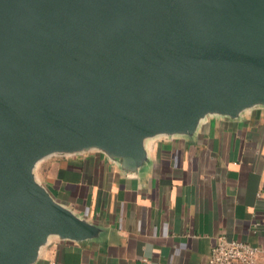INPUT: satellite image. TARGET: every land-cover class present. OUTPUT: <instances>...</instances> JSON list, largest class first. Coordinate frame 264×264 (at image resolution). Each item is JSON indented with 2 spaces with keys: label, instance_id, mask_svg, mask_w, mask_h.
Wrapping results in <instances>:
<instances>
[{
  "label": "water",
  "instance_id": "95a60500",
  "mask_svg": "<svg viewBox=\"0 0 264 264\" xmlns=\"http://www.w3.org/2000/svg\"><path fill=\"white\" fill-rule=\"evenodd\" d=\"M260 107L264 0H0V264L100 233L35 180L43 160L136 174L148 140Z\"/></svg>",
  "mask_w": 264,
  "mask_h": 264
},
{
  "label": "crops",
  "instance_id": "0c3cea01",
  "mask_svg": "<svg viewBox=\"0 0 264 264\" xmlns=\"http://www.w3.org/2000/svg\"><path fill=\"white\" fill-rule=\"evenodd\" d=\"M145 146L136 174L95 150L40 163L38 179L100 233L51 240L36 264H207L219 236L256 247L264 264V107Z\"/></svg>",
  "mask_w": 264,
  "mask_h": 264
},
{
  "label": "built area",
  "instance_id": "2783aa9c",
  "mask_svg": "<svg viewBox=\"0 0 264 264\" xmlns=\"http://www.w3.org/2000/svg\"><path fill=\"white\" fill-rule=\"evenodd\" d=\"M207 264H259V250L219 236L210 251Z\"/></svg>",
  "mask_w": 264,
  "mask_h": 264
},
{
  "label": "rangeland",
  "instance_id": "374dc122",
  "mask_svg": "<svg viewBox=\"0 0 264 264\" xmlns=\"http://www.w3.org/2000/svg\"><path fill=\"white\" fill-rule=\"evenodd\" d=\"M41 164H37V166H36V168H35V170L37 171V170H39L40 169V166ZM35 170H34V175H35V180H37L38 179V171H37V174H36V172H35ZM49 169H47V171H48ZM39 180V179H38ZM37 180V181H38ZM39 182V181H38Z\"/></svg>",
  "mask_w": 264,
  "mask_h": 264
}]
</instances>
